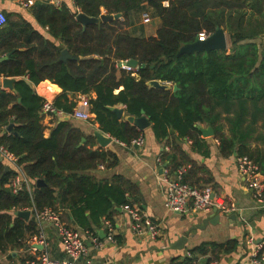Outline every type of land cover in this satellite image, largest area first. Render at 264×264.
Returning a JSON list of instances; mask_svg holds the SVG:
<instances>
[{
	"label": "trees",
	"instance_id": "obj_1",
	"mask_svg": "<svg viewBox=\"0 0 264 264\" xmlns=\"http://www.w3.org/2000/svg\"><path fill=\"white\" fill-rule=\"evenodd\" d=\"M72 1L88 17L121 14V18L83 26L76 11L38 1L31 14L40 30L7 16L0 31V57L13 51L0 63V77L18 78L14 94L0 91V130L13 123L12 133H0V147L18 158L29 181L44 182L32 191L23 188L13 194L8 187L13 174L0 162V254L24 248L29 237L38 236L36 222L15 216L16 211H57L59 203L78 227L92 231L102 218L111 217L114 207H131L123 190L96 182L87 173L99 164L116 165V156L88 148L94 138H85L75 122L55 119L50 135L44 137L43 99L32 86L45 80L62 90L53 103L57 109L71 115L75 103H69L67 95L88 96L93 122L127 146L143 132L109 107L122 106L125 115L136 118L145 115L158 140L168 141L173 129L177 134L172 139L199 145L198 126H208L225 154L236 149L237 157L253 160L264 177V151L251 147L252 143L264 147V44L257 42L264 40V0ZM143 5L159 17L160 26L155 36L138 38L128 31V14ZM217 27L227 33L229 49L176 56L183 45L194 43L201 33L208 37ZM63 49L77 60L61 61ZM130 59L139 64L134 76L116 67ZM152 80L178 89L147 86ZM224 128L229 138L221 134ZM162 159L174 160L168 154ZM174 165L175 170L180 167ZM235 246V242L211 245L219 252ZM203 248L192 249L186 261L205 254Z\"/></svg>",
	"mask_w": 264,
	"mask_h": 264
},
{
	"label": "crops",
	"instance_id": "obj_2",
	"mask_svg": "<svg viewBox=\"0 0 264 264\" xmlns=\"http://www.w3.org/2000/svg\"><path fill=\"white\" fill-rule=\"evenodd\" d=\"M33 1L34 3L38 1L50 3L51 0ZM56 1L60 6L65 5L74 12L77 9L72 0ZM0 7L10 20L21 21L24 19L34 29H41L31 14L32 7L24 8L16 0H0ZM143 13L150 15L151 20L148 24L142 22ZM152 16L157 19V23L149 28L147 26L151 23ZM128 21V31L132 36L138 38L155 36L160 26L159 17L146 5L129 12ZM44 35H47L45 30ZM47 37L51 39V37ZM5 80L14 81L12 89L4 85ZM17 80L18 78L15 77L1 76L0 91L14 94ZM32 87L35 94L43 101L49 100L54 103L55 99L62 94V90L48 80ZM85 96L79 93L67 95L68 102L75 103L73 111ZM116 107L123 109L124 113L122 106ZM41 119V123L45 127L44 137L47 138L56 122L54 117L50 116L41 117ZM71 120L81 128L85 138L90 136L94 138L93 145H88V148L92 147L93 151L101 149L116 156V165L99 164L87 173L96 182L123 190L131 207L140 209L159 230V235L155 239H151L147 235L135 234L131 229L132 221L129 213L125 210L126 206L114 207L110 218L101 219L100 227H91L100 246L96 247L88 243V254L80 260V264H172L186 260L190 256V251L197 247H204L205 254H195V260L191 264H248L251 250V246L246 242L248 237L252 236L255 241L261 240L262 243L264 241V209L258 207L247 182L238 173L236 149L231 155L227 154L228 151L225 154L221 149L218 137L214 136V132L209 137H204L201 133L199 145H195L193 141L187 139L180 142L172 139L173 136H176V132L169 133L168 141L166 139L158 140L153 134L151 125L142 131L144 138L142 146H127L103 133L98 124L93 122L94 116L88 122L72 117ZM198 127L200 132L202 129L208 128L205 125ZM1 132L9 133L4 127L0 130ZM96 132L111 141L106 146H101L94 136ZM221 134L225 138H229L226 128ZM85 138L82 143L86 142ZM256 146L264 151V147L257 143H252L251 147L255 148ZM165 154L172 155L174 160L163 162L162 157ZM0 157L2 159L0 162L5 166V169H9L12 174H15V166L2 156ZM175 163L180 164V167L189 166L183 177L184 182L198 188L211 189L217 203L233 202L238 207V211L229 216L220 215L218 224L209 222L204 224L207 218L214 220L213 210L209 213L189 211L186 214H176L168 212L164 207L166 184L163 182V171L168 173L169 178L174 179L176 170L180 168L175 170ZM262 178L264 182V177ZM38 181L28 180V189H25L32 191L35 187H40L37 185ZM56 205L61 220L65 224L73 229L83 230L73 222L68 210L62 209L59 203ZM28 211L30 216L27 221L33 219L36 222L38 234H43L46 239V248L37 243L36 236L29 237L24 248L0 254V264H24L26 259L38 256L42 250L47 251L52 259L64 260L65 253L53 227L49 222L37 221L34 211ZM101 232L105 236H102ZM110 232L114 240L112 242L107 239ZM230 242L236 243L235 248L230 251H214L211 247L212 244L225 245Z\"/></svg>",
	"mask_w": 264,
	"mask_h": 264
},
{
	"label": "built area",
	"instance_id": "obj_3",
	"mask_svg": "<svg viewBox=\"0 0 264 264\" xmlns=\"http://www.w3.org/2000/svg\"><path fill=\"white\" fill-rule=\"evenodd\" d=\"M14 1V0H11ZM24 8H31L34 5L33 0H16ZM51 5L59 7V3L55 0L50 1ZM49 3V4H50ZM163 6L168 7V2H164ZM77 14L79 10L76 9ZM150 15L143 13L142 22L148 24L150 22ZM7 23V16L0 7V30ZM200 38H206L205 34H199ZM128 60L116 63V67L127 73L136 75L139 66L132 68L126 65ZM90 104L89 97H83L78 107L70 115L72 118L81 121L92 120V114L89 112ZM41 117H54L59 119L65 114L57 109L53 102L44 100L40 110ZM144 138L140 136L133 140L131 145L142 146ZM0 156L15 166V174H13L9 189L13 194L18 193L21 189H28V180L25 176L21 166L18 164V158L8 152L4 147H0ZM236 167L238 173L247 182L248 188L252 191L253 197L259 208L264 209V182L263 176L259 171L258 165L248 158L241 156L236 158ZM189 166L180 167L175 172L174 179L169 178L168 173L163 171V182L166 184L164 207L168 212L176 214H186L189 211L196 213H209L214 209L220 211V215L229 216L238 211V207L233 202L217 203L214 198L213 191L209 188H198L183 181V177ZM30 191V190H29ZM125 210L131 217V229L137 235H147L151 239H155L159 235L158 227L153 224L148 217H146L138 208L125 207ZM37 221L49 222L55 230L57 238L59 239L63 251L65 253L64 260L52 259L47 251L42 250L41 253L26 260L24 264H80V260L88 254V243L99 247V241L90 230H76L69 227L61 220L59 211L52 209H44L41 212H34ZM108 241H114L111 232L107 236ZM36 241L41 247L46 248L47 242L43 234H38ZM247 244L251 246L250 259L248 264H264V247L263 243L255 241L254 237L249 236L246 240ZM190 257V256H188ZM187 257V258H188ZM172 264H191L184 261L174 262Z\"/></svg>",
	"mask_w": 264,
	"mask_h": 264
},
{
	"label": "water",
	"instance_id": "obj_4",
	"mask_svg": "<svg viewBox=\"0 0 264 264\" xmlns=\"http://www.w3.org/2000/svg\"><path fill=\"white\" fill-rule=\"evenodd\" d=\"M121 18V14H115V15H101L99 18H91L88 17L86 15H84L83 13H78L76 16V20L82 24L83 26L89 25V24H96L99 22H107L110 20H116V19H120ZM228 41H227V37H226V33L225 31L220 28L217 27L215 32H213L211 35H209L206 38H200L197 41H195L194 43L191 44H186L183 45L178 53H177V57L182 55V54H190V53H194L197 51H212V50H216V51H226L228 49ZM13 53L9 52L4 56L0 57V63L6 61L10 55ZM60 60L61 61H66V60H77V58L73 57L70 55V53L66 50L63 49L61 51L60 54ZM127 66L132 67V68H136L139 66L138 61L134 60V59H130L127 61L126 63ZM14 81L13 80H5L4 81V85L8 88L12 89V83ZM147 86L152 87V88H156L159 90H169L172 89L173 91H176L178 88L174 85L173 87H171L170 84L158 81V80H152L149 81L147 83ZM20 101V99H18ZM110 111H112L113 113L116 114V116L118 118H123L125 122L134 125L139 131H143L145 129H147L150 126V122L148 120V118L145 115H142L138 118L130 116V115H124L123 113V109H119L117 107H109L108 108ZM71 117L70 115H65L59 118V121L61 122H68L70 121ZM7 131L9 133L13 132V123H10V125L7 127ZM173 129H170V133H173ZM201 133L203 134L204 137H209L212 136L213 131L210 127L206 128V129H202ZM96 139L98 140L99 144L101 146H106L111 139H105L99 132H96L95 135ZM85 140L82 139V142H84ZM1 157H0V161H1ZM38 186H42L44 185V182L42 180H39L37 182ZM214 213V220H210L209 218H207L206 221H204V224L206 222H209L211 224H218L219 223V216H220V211L218 209H214L213 210ZM14 215L17 217H21L23 219H25L26 221L29 219L30 216V212L29 211H16L14 212ZM102 236L103 233L101 232ZM258 243L262 242L261 240L257 241Z\"/></svg>",
	"mask_w": 264,
	"mask_h": 264
},
{
	"label": "rangeland",
	"instance_id": "obj_5",
	"mask_svg": "<svg viewBox=\"0 0 264 264\" xmlns=\"http://www.w3.org/2000/svg\"><path fill=\"white\" fill-rule=\"evenodd\" d=\"M152 18V21H151V23L147 26V27H149V28H152L153 26H155L156 25V23H157V19L155 18V17H151ZM226 33V32H225ZM226 37H227V41H228V35H227V33H226ZM257 42L258 43H260V44H264V40L263 39H258L257 40ZM228 49H229V46H228Z\"/></svg>",
	"mask_w": 264,
	"mask_h": 264
}]
</instances>
